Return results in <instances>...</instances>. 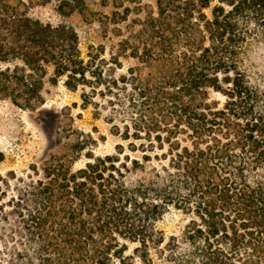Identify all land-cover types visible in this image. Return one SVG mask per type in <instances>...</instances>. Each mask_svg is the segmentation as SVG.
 Instances as JSON below:
<instances>
[{
    "label": "trees",
    "instance_id": "obj_1",
    "mask_svg": "<svg viewBox=\"0 0 264 264\" xmlns=\"http://www.w3.org/2000/svg\"><path fill=\"white\" fill-rule=\"evenodd\" d=\"M48 3L93 19L85 0H0V99L35 110L63 79L121 142L73 170L80 131L0 175V264H264V0H112L97 19L117 40L85 54L29 14ZM171 209L187 222L165 239Z\"/></svg>",
    "mask_w": 264,
    "mask_h": 264
},
{
    "label": "rangeland",
    "instance_id": "obj_2",
    "mask_svg": "<svg viewBox=\"0 0 264 264\" xmlns=\"http://www.w3.org/2000/svg\"><path fill=\"white\" fill-rule=\"evenodd\" d=\"M85 1L93 12V19L89 22L76 12L67 17L61 16L54 3L33 5L29 14L43 21L71 24L78 34L83 54L90 44H104L109 49L117 37L108 33L103 38L97 18L101 13L109 14L113 10L112 0ZM251 59L256 66L264 67V46L256 48ZM42 94L44 102L35 110L19 108L9 100L0 99V151L3 153L0 175L12 171L17 176H23L30 172L31 164L39 165L49 153L57 151L68 140V136L72 141L80 135V131L91 134L95 141L81 151L73 163V170L88 161L86 152H91L93 157L115 152L116 144L121 142L120 138L110 132V124L103 116L93 117L90 107H81L79 90L66 88L63 79L52 83L47 77ZM211 97L222 100L217 94H211ZM186 222L187 216L171 209L157 221V227L162 230L165 239L170 236L180 237ZM152 256L154 263L158 264L160 261L153 251Z\"/></svg>",
    "mask_w": 264,
    "mask_h": 264
}]
</instances>
